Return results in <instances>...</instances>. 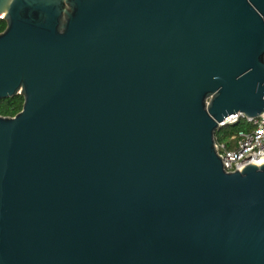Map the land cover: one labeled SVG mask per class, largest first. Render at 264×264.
Here are the masks:
<instances>
[{"label":"water","instance_id":"1","mask_svg":"<svg viewBox=\"0 0 264 264\" xmlns=\"http://www.w3.org/2000/svg\"><path fill=\"white\" fill-rule=\"evenodd\" d=\"M0 264H264V0H0Z\"/></svg>","mask_w":264,"mask_h":264},{"label":"built area","instance_id":"2","mask_svg":"<svg viewBox=\"0 0 264 264\" xmlns=\"http://www.w3.org/2000/svg\"><path fill=\"white\" fill-rule=\"evenodd\" d=\"M245 120L248 130H241L230 140V145L217 143L216 151L227 173L241 172L248 165L260 166L264 161V115L251 118L245 115L232 116L228 123ZM227 126V125H226Z\"/></svg>","mask_w":264,"mask_h":264},{"label":"trees","instance_id":"3","mask_svg":"<svg viewBox=\"0 0 264 264\" xmlns=\"http://www.w3.org/2000/svg\"><path fill=\"white\" fill-rule=\"evenodd\" d=\"M6 26V22L4 20H0V33H2L6 29ZM24 101L25 100L22 95H18L16 97L1 101L0 116L9 118L15 117L23 110ZM245 128V120L241 119L238 123L227 125L217 131L215 134V140L217 143H225L227 146H229L231 138L235 136L239 131H241V129ZM248 129L249 126L245 130Z\"/></svg>","mask_w":264,"mask_h":264},{"label":"rangeland","instance_id":"4","mask_svg":"<svg viewBox=\"0 0 264 264\" xmlns=\"http://www.w3.org/2000/svg\"><path fill=\"white\" fill-rule=\"evenodd\" d=\"M248 126H249V125H248V124H246V128H247ZM242 128H243V127H242ZM246 128H245V129H246ZM245 129H241V130H245Z\"/></svg>","mask_w":264,"mask_h":264},{"label":"bare ground","instance_id":"5","mask_svg":"<svg viewBox=\"0 0 264 264\" xmlns=\"http://www.w3.org/2000/svg\"><path fill=\"white\" fill-rule=\"evenodd\" d=\"M263 163H264V161H263Z\"/></svg>","mask_w":264,"mask_h":264}]
</instances>
